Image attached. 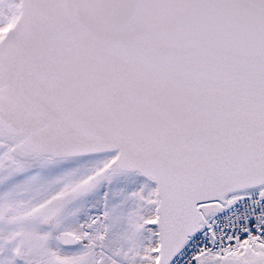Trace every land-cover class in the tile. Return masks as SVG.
<instances>
[{
  "label": "snow or ice",
  "instance_id": "snow-or-ice-1",
  "mask_svg": "<svg viewBox=\"0 0 264 264\" xmlns=\"http://www.w3.org/2000/svg\"><path fill=\"white\" fill-rule=\"evenodd\" d=\"M0 264H264V0H0Z\"/></svg>",
  "mask_w": 264,
  "mask_h": 264
}]
</instances>
